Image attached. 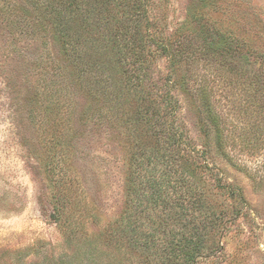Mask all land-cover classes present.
<instances>
[{"label":"rangeland","instance_id":"1","mask_svg":"<svg viewBox=\"0 0 264 264\" xmlns=\"http://www.w3.org/2000/svg\"><path fill=\"white\" fill-rule=\"evenodd\" d=\"M62 1L0 0V264H157L135 227L158 229L159 244L187 236L200 216L184 190L164 187L157 204L150 187L137 192L177 162L156 125L136 122L139 109L170 111L167 96L179 161L196 173L202 212L221 218L209 236L219 264H264V0H145L149 52L135 82L120 47ZM82 2L107 13L105 0ZM146 35L191 49L171 65ZM199 35L233 50L208 57ZM96 64L111 85L97 83Z\"/></svg>","mask_w":264,"mask_h":264},{"label":"trees","instance_id":"2","mask_svg":"<svg viewBox=\"0 0 264 264\" xmlns=\"http://www.w3.org/2000/svg\"><path fill=\"white\" fill-rule=\"evenodd\" d=\"M144 1L145 0H105V12L107 13L100 14L101 16L98 17H94L95 9L92 8L91 10L88 6L84 5L82 0H63L61 7L69 12L70 16L71 13L75 15L77 12H83L85 16L84 21H82V27L89 30V34L91 32L93 38L96 40L98 39L97 41H99V39H109L115 46L117 45L120 47L121 62L123 63L129 60V65L133 67L132 69L126 70V74L128 73V80L129 82H135L141 77L140 72L149 52L144 42L145 35L142 23L143 19L147 17ZM55 10L57 11L58 9ZM91 19H96V21L93 22ZM146 36L149 42H154L155 46L161 48L165 55L171 57V65H175L178 59H182L184 55L189 54L191 49L190 44L186 42L179 41L173 49V45H165V43L160 41L157 42L155 39L157 37L153 38L149 35ZM199 36H195V39L203 41L204 45L196 46L195 48L205 53L208 57L212 54H221L223 48L226 53H228V50H233L231 45L234 42L227 37L218 45L208 41L207 37L205 38L202 35ZM73 41L74 39H71L67 42L69 44ZM103 65L96 64L93 66L97 68L98 71L101 70V73L95 72L96 75H101L96 79L98 80L97 83L99 85H111V76L107 73L108 69L106 67L104 68ZM133 71H137V73ZM135 87L138 88L139 86ZM166 100L168 101V106L171 107L170 111L156 113L157 118L154 120V118L149 119V116L143 114L144 109H139L140 114H138L136 122L148 119L147 124L153 126V129H155L156 125L161 136H165V148L170 151L169 157L178 163L176 162V164L173 163L169 165L168 172L162 175V182L156 181L153 178L148 179V181L141 180L140 183L137 184V192L145 195L146 186H148V188L150 187L152 192L149 195V202L157 204L159 202L157 197L159 196L160 200L162 199L160 192L164 187L172 186L177 192L184 190L191 207L194 209V215L198 213L200 219L193 224V227L186 233L187 236L184 237L185 234H182V238L179 239L177 234L172 233L163 244H159L157 241L158 234L160 233L158 229H155V232H149L145 235L141 233V235V227H135L133 234H135L134 237H136L135 240L138 243L139 239L137 237H140L141 242L139 244L143 250H145L149 263L154 260L157 264H202L205 261L208 262V264H219V258H216L219 255V246L214 240L209 243V236L212 237V234L213 236L216 234L221 218L202 212L203 200L200 194L201 190L195 183L197 180L196 173H193V171L183 165V162L179 161L182 140L174 125L170 124V120L172 119L170 117L172 116L171 111L173 107L171 105L173 104V98L167 96ZM145 109H149V107ZM147 112L148 110L145 111V113ZM151 117H154V115ZM213 120L216 122L217 118H213ZM232 192H234L233 194H238L234 190H232ZM182 193L183 192H181L180 196H183ZM185 197H182V199H185ZM129 205H134L135 209L140 207L139 203L135 202V200H131ZM179 205L182 207L183 204L179 203ZM186 209L182 208L180 210V214L177 215L179 219L184 217L183 212ZM188 213L189 211L187 209L186 214ZM127 220H131V213H126L122 221L123 223H127ZM163 220L167 221L169 219ZM161 228L163 229V225ZM70 260L71 257L67 256L64 264H72V260Z\"/></svg>","mask_w":264,"mask_h":264}]
</instances>
